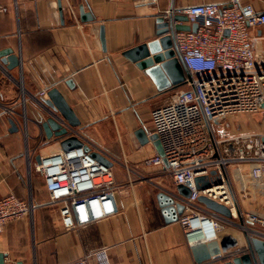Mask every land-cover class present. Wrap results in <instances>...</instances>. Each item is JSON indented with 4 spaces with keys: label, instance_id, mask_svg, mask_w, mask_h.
Masks as SVG:
<instances>
[{
    "label": "crops",
    "instance_id": "crops-1",
    "mask_svg": "<svg viewBox=\"0 0 264 264\" xmlns=\"http://www.w3.org/2000/svg\"><path fill=\"white\" fill-rule=\"evenodd\" d=\"M230 2L0 0V53L11 50L18 58L12 69L0 58V197L12 193L35 205L30 219L0 232L4 264H225L228 260L222 257L241 248L230 245L244 233L264 240V228L247 224L242 216L264 217V195L251 187L245 192L231 169L240 215L223 222L216 239L190 244L179 220L165 222L157 195L165 192L177 202L183 197L166 168L145 164L157 151L151 142L141 144L136 132H149L153 106L173 89L159 92L151 77L124 56L157 38V20L169 10ZM243 2L264 12V0ZM81 8L93 20H83ZM251 35L256 59L264 66V26L252 29ZM53 88L80 120L70 135L107 155L122 189L117 215L75 231L64 229L59 205L51 203L44 178L36 171L41 158L63 151L62 139L48 138L41 127L51 113L43 101ZM11 122L17 131H10ZM244 170L250 178L248 168Z\"/></svg>",
    "mask_w": 264,
    "mask_h": 264
},
{
    "label": "built area",
    "instance_id": "built-area-1",
    "mask_svg": "<svg viewBox=\"0 0 264 264\" xmlns=\"http://www.w3.org/2000/svg\"><path fill=\"white\" fill-rule=\"evenodd\" d=\"M155 1V0H153ZM1 11V8H0ZM74 15L73 10L71 9ZM184 15L197 30L175 31L173 49L184 65V83L160 99L150 113L149 135L156 134L164 156L145 160L147 166L166 168L175 185L191 191L183 197L179 217L190 244L217 238L223 222L230 219L198 201L200 196L227 206L238 217L229 167H248L249 176L264 183V133L239 132L217 137L213 124L238 115L264 116V66L256 59L251 31L264 26V12L243 0L228 5L199 4L169 10ZM42 98L47 90L40 92ZM41 158L36 171L45 181L51 203L59 205L66 231L110 218L119 213L117 194L121 188L108 159L91 143ZM241 169V168H239ZM214 172V173H213ZM207 177L211 186L197 189L195 179ZM35 205L15 194L0 197V232L6 226L31 218ZM207 211V212H208ZM247 224L264 228V217L242 213ZM198 224V227L195 225ZM247 224L243 228L247 229ZM200 238L194 240L195 235ZM77 264H85L84 260Z\"/></svg>",
    "mask_w": 264,
    "mask_h": 264
},
{
    "label": "water",
    "instance_id": "water-1",
    "mask_svg": "<svg viewBox=\"0 0 264 264\" xmlns=\"http://www.w3.org/2000/svg\"><path fill=\"white\" fill-rule=\"evenodd\" d=\"M81 16L83 20H93L90 14H86L83 11V8H81ZM176 21L181 24L176 25ZM157 22V38L146 44L127 50L124 56L135 62L140 69L144 70L155 82L158 91L163 92L181 86L187 75L184 65L176 56L173 49L174 32L196 31L198 25L193 24L189 26L186 24L187 17L184 15L160 16ZM100 40L103 49L106 50L103 26L100 28ZM0 58L4 64H7L9 69L18 66V58L11 50L1 52ZM43 102L51 111L50 116L41 123V127L46 136L48 138L55 136L56 138L62 139L61 146L63 151L83 146V142L76 135H70L73 129L80 126V120L58 89H51L48 92V99ZM11 126V132L18 130L14 122H11ZM136 137L141 144L151 142L155 146L157 153L162 157L164 156L162 144L156 134L149 135L144 128H141L137 130ZM95 156L103 163L111 166V162L104 157L99 154H95ZM37 159L39 160V158ZM195 184L197 189H204L212 185L211 181L205 176L197 177ZM177 192L185 198L191 195L190 189L184 185H178ZM157 199L165 222L172 223L178 221L179 216L183 214L184 205L177 202L174 196L165 192H160L157 195ZM198 201L211 211L219 213L229 219L232 218V213L227 206L204 196H200ZM239 244L241 246L240 249H238ZM230 248L238 250L229 252L222 257V259L228 260L225 264H264V240L262 239L251 237L247 233H244V237L239 242H233ZM4 262L5 254L0 253V264H4Z\"/></svg>",
    "mask_w": 264,
    "mask_h": 264
},
{
    "label": "rangeland",
    "instance_id": "rangeland-1",
    "mask_svg": "<svg viewBox=\"0 0 264 264\" xmlns=\"http://www.w3.org/2000/svg\"><path fill=\"white\" fill-rule=\"evenodd\" d=\"M213 131L217 137H224L230 134L239 132H263L264 133V116L258 115H238L232 116L213 124ZM153 166V165H152ZM241 168V169H239ZM248 167L230 166L231 173L236 174L241 181V186L245 192L249 193V187L257 190L264 195V183L260 185L257 181L247 177L245 170ZM30 169V168H29ZM33 170V171H32ZM31 171L34 173V168L31 167ZM30 171V172H31ZM262 195V196H263Z\"/></svg>",
    "mask_w": 264,
    "mask_h": 264
},
{
    "label": "bare ground",
    "instance_id": "bare-ground-1",
    "mask_svg": "<svg viewBox=\"0 0 264 264\" xmlns=\"http://www.w3.org/2000/svg\"><path fill=\"white\" fill-rule=\"evenodd\" d=\"M195 227H198V224H196ZM199 238H200V235L197 234V235H195L194 240L196 241Z\"/></svg>",
    "mask_w": 264,
    "mask_h": 264
}]
</instances>
